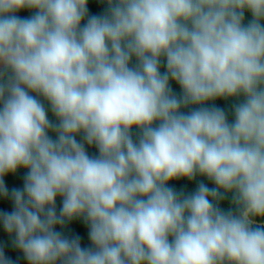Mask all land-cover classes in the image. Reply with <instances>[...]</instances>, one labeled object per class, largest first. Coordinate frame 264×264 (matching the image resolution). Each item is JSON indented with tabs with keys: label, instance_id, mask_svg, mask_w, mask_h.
Wrapping results in <instances>:
<instances>
[{
	"label": "clouds",
	"instance_id": "clouds-1",
	"mask_svg": "<svg viewBox=\"0 0 264 264\" xmlns=\"http://www.w3.org/2000/svg\"><path fill=\"white\" fill-rule=\"evenodd\" d=\"M0 202V264H264V0H0Z\"/></svg>",
	"mask_w": 264,
	"mask_h": 264
},
{
	"label": "trees",
	"instance_id": "trees-1",
	"mask_svg": "<svg viewBox=\"0 0 264 264\" xmlns=\"http://www.w3.org/2000/svg\"><path fill=\"white\" fill-rule=\"evenodd\" d=\"M90 10L95 12V11H99L100 8H99V6H96L94 4H90ZM20 15H27V13L26 12H22V13H20ZM173 88L176 89V86L173 85ZM20 171H22V170H20ZM5 183L9 187H11V186H20L21 181L19 180V172H18L17 176H15V177H12V176L5 177ZM181 183H183V182H181ZM176 186L180 187L181 184L177 183ZM186 186H187V188H191L192 187L191 184H188ZM0 208H9V210H10V206L7 205L5 202H0ZM73 228L75 230L79 231L81 233V235H85V230L83 229L82 226L73 225ZM0 240H5V241L7 240L6 235L2 231H0ZM5 254L10 256V257H12L13 259H16V257L19 255L18 252L12 250L9 247L5 248ZM18 264H25V262L22 259H20L18 261Z\"/></svg>",
	"mask_w": 264,
	"mask_h": 264
}]
</instances>
